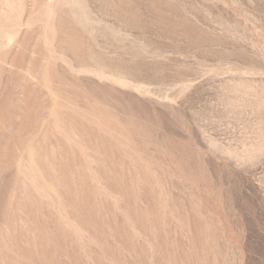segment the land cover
I'll use <instances>...</instances> for the list:
<instances>
[{
  "label": "rangeland",
  "instance_id": "374dc122",
  "mask_svg": "<svg viewBox=\"0 0 264 264\" xmlns=\"http://www.w3.org/2000/svg\"><path fill=\"white\" fill-rule=\"evenodd\" d=\"M0 264H264V0H0Z\"/></svg>",
  "mask_w": 264,
  "mask_h": 264
},
{
  "label": "bare ground",
  "instance_id": "6f19581e",
  "mask_svg": "<svg viewBox=\"0 0 264 264\" xmlns=\"http://www.w3.org/2000/svg\"><path fill=\"white\" fill-rule=\"evenodd\" d=\"M0 35H1V33H0Z\"/></svg>",
  "mask_w": 264,
  "mask_h": 264
}]
</instances>
